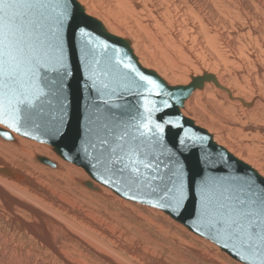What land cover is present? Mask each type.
Masks as SVG:
<instances>
[{
    "label": "bare ground",
    "instance_id": "obj_1",
    "mask_svg": "<svg viewBox=\"0 0 264 264\" xmlns=\"http://www.w3.org/2000/svg\"><path fill=\"white\" fill-rule=\"evenodd\" d=\"M79 2L110 33L131 39L139 62L169 84L212 74L181 112L264 175V0ZM11 133L13 140L0 135V264L233 261L163 210L94 180L49 144Z\"/></svg>",
    "mask_w": 264,
    "mask_h": 264
},
{
    "label": "snow or ice",
    "instance_id": "obj_2",
    "mask_svg": "<svg viewBox=\"0 0 264 264\" xmlns=\"http://www.w3.org/2000/svg\"><path fill=\"white\" fill-rule=\"evenodd\" d=\"M77 45L93 97L86 129L73 126L69 106L70 51ZM199 83L193 80L190 89ZM141 88L149 95H171L122 57L121 49L90 30L79 0H0V125L16 132L30 125L53 141L73 143L79 138L85 166L103 173L105 184L122 188L125 196L151 195L155 199L147 203L177 217L195 193L196 230L203 228L240 264H264V175L243 169L228 153H206L195 161L197 181L180 157L188 141L195 150L203 137L179 122L174 126L183 134L177 135L175 151L168 149L167 159H162L166 153L158 149L165 126L173 121L164 115L156 121L151 117L171 105L164 100L162 108L156 107L145 96L147 122L137 120L131 105L121 101Z\"/></svg>",
    "mask_w": 264,
    "mask_h": 264
},
{
    "label": "water",
    "instance_id": "obj_3",
    "mask_svg": "<svg viewBox=\"0 0 264 264\" xmlns=\"http://www.w3.org/2000/svg\"><path fill=\"white\" fill-rule=\"evenodd\" d=\"M79 4L84 9V16L89 18L90 20V30L93 31V33L96 36H98L101 40L107 41L110 45H113L116 48L121 49L122 57L127 58V61L132 63L140 72H142L143 74L147 76H150L151 78L161 83L164 86L165 93H171V95H163V94L162 95H156V94L149 95L147 92L144 91L143 88H141L138 90V94H136V91L134 90L133 94L126 95L124 99L121 101V103L131 105L132 115L136 116L137 120H140L141 118H143L144 122H147V118H148V114L144 111V97L145 96H147L149 100L155 101L156 107L162 108L163 106L161 104V101H164V100H166L171 105L170 108L163 109L162 112L152 113V117H151L153 121H156L161 115H164L173 121V126H168V125L165 126L166 132L163 134V140L161 141L162 146L159 147L158 149L159 151L166 153L165 156L162 157V159H165V160L167 159L168 149L175 151L177 135L183 134L180 131V129L174 126L175 123L179 122L183 126V128L190 130L191 133L199 137H203L202 142L195 145V150L193 148L192 142L188 141L186 146H184L182 149L184 156L180 157V159L186 166V170L188 174L194 177L197 181L199 180L200 175H199V169L197 168L195 161L198 155H203L206 153H211L213 156H218L221 153H228L234 158V160L240 162V166L243 169H249V170L254 169L251 165H249L248 163L242 161L241 159L233 155L224 146L219 145L214 140L212 133H210L207 129L198 126L193 119L185 116L181 112V108L184 102L186 101V99L190 96V94L196 88L201 87L205 79H210V80L214 79L212 74L205 72L203 74V77L193 76L192 81L198 80L200 82L199 86L194 89H190L189 87L192 81L187 85L169 84L163 77H161L157 73V71L151 68H146L139 62L138 57L136 56L133 50L131 39L127 37L122 38V37H119V36H116L110 33L101 23V21H99L97 18L91 15H88L85 11L84 6L80 2ZM70 68H71L72 76H70L69 78L71 82V89L69 92V106H70V111L72 113L73 126L74 127L78 126L81 129H86L87 124H88L89 115L93 107V97L90 96L89 94V89L87 87V79H86L87 70L80 57V54L78 51V45H77L76 50L70 51ZM3 131H8L9 136L4 137L2 135ZM11 131H14L15 133L21 136H24L26 138H30V139H33L39 142L49 144L50 146H52L53 150L57 152L63 159L68 160L72 163H75L79 166H82L94 180L110 187L115 192H117L119 195L129 200H132L130 199L132 195H137L139 198L135 200V202L155 207L153 206V204L147 203V200L155 199L151 195L145 194L141 196L139 193L130 192L128 196H125L123 194L124 190L122 188L120 191H117L116 188L113 187L111 184H105L103 182V180L100 178V176L103 175V173H97L95 170H91L90 168L86 167L85 166L86 161L83 158V153L78 151L79 144H80L79 138H77L73 143H69L67 141H61L59 139L53 141V139L50 138V136H48L47 134H45L43 130L34 128L30 125H22L20 132H16L15 130L8 129V128L7 129L0 128V135L5 139L13 140ZM25 132H28L30 134L24 135ZM37 158L45 164H48L51 166L56 165L53 161L43 156H38ZM254 170L258 173L256 169ZM104 178L109 179L108 176H105ZM85 184L87 186L92 187V184L90 181H86ZM117 187H119V185ZM155 208H158V207H155ZM197 208H198V200L196 198V194L193 193L192 197L188 201L187 209L179 217L170 214L169 211L165 209H162V208H158V209H161L164 212H166L169 216H171L176 221L185 225L190 231L194 232L195 234L203 238H206L212 241L213 243L217 244L223 251L228 253L233 259L239 261L235 257L234 254H230L229 252H227L218 243H216L213 239H211L206 233H204L203 228H201L199 232L196 230L198 227H200L195 222Z\"/></svg>",
    "mask_w": 264,
    "mask_h": 264
},
{
    "label": "rangeland",
    "instance_id": "obj_4",
    "mask_svg": "<svg viewBox=\"0 0 264 264\" xmlns=\"http://www.w3.org/2000/svg\"><path fill=\"white\" fill-rule=\"evenodd\" d=\"M1 138V137H0ZM3 138V137H2ZM4 140V139H3ZM32 140V139H31ZM36 141V140H35ZM15 142V141H14ZM37 142H39V141H37ZM41 143H43V142H41ZM83 168V167H82ZM84 181V180H83ZM87 181H89V180H87ZM87 188V187H86ZM108 188V187H107ZM138 205H141V206H146V207H149V206H147V205H144V204H140V203H137ZM149 208H151V207H149ZM152 208H154V207H152ZM154 209H156V210H158L157 208H154ZM160 210V209H159ZM164 213V212H163ZM165 214L167 215V213L165 212ZM169 218H171L173 221L175 220L174 218H172L171 216H169V215H167ZM176 221V220H175ZM177 223H179L178 221H176ZM194 234V233H193ZM194 235H196V236H199V235H197V234H194ZM200 237V236H199ZM232 260L233 261H235V262H237L235 259H233L232 258ZM233 261H231V263H228V264H237V263H239V262H237V263H235V262H233Z\"/></svg>",
    "mask_w": 264,
    "mask_h": 264
}]
</instances>
